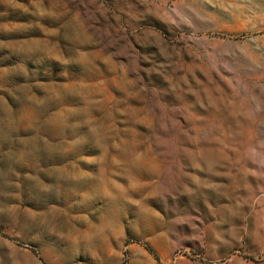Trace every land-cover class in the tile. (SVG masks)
<instances>
[{"label": "rangeland", "instance_id": "obj_1", "mask_svg": "<svg viewBox=\"0 0 264 264\" xmlns=\"http://www.w3.org/2000/svg\"><path fill=\"white\" fill-rule=\"evenodd\" d=\"M0 264H264V0H0Z\"/></svg>", "mask_w": 264, "mask_h": 264}]
</instances>
